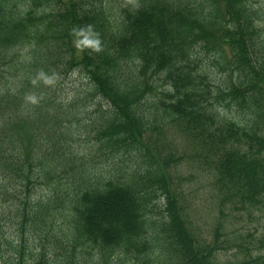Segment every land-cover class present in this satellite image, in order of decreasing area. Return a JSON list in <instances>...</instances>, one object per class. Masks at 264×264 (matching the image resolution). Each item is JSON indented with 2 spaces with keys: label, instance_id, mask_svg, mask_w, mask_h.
<instances>
[{
  "label": "trees",
  "instance_id": "16d2710c",
  "mask_svg": "<svg viewBox=\"0 0 264 264\" xmlns=\"http://www.w3.org/2000/svg\"><path fill=\"white\" fill-rule=\"evenodd\" d=\"M226 209L264 210V0H0V264H264Z\"/></svg>",
  "mask_w": 264,
  "mask_h": 264
},
{
  "label": "rangeland",
  "instance_id": "374dc122",
  "mask_svg": "<svg viewBox=\"0 0 264 264\" xmlns=\"http://www.w3.org/2000/svg\"><path fill=\"white\" fill-rule=\"evenodd\" d=\"M219 81L222 80V76L218 75ZM68 81H70V87L78 85L82 81L80 75L72 76ZM70 87H68L70 89ZM222 113L227 116H234L235 111L230 112L229 109L221 108ZM85 144H81V147H85ZM171 149L175 150L176 156H183V160L177 166H172L170 172L174 176H183L184 180H181L179 188L184 189L186 192L187 202L189 206V211L192 213L197 210V221L200 226L203 227L205 234L210 233L211 226H213L215 218L219 216V209L217 206V198L212 193V185L210 184L209 175L206 174L201 168L193 166L192 163V150L189 148L187 143H170ZM170 148H164L158 146L157 152L167 153ZM126 154L120 153L118 157H109L108 155H101L97 160L96 169L99 172L106 173L111 172L118 160H121ZM136 154L127 155L131 161H127L128 164H132L136 161ZM114 172V171H112ZM156 206L158 212L163 211L165 208V195L163 191H160L156 200L153 202ZM226 211V217L223 219L225 224L230 230H240L244 233L250 232L252 234L250 243L253 250L251 251L253 255L262 254L264 255V210L252 209L249 211ZM5 224V236L14 237L17 234V227L11 221L7 220ZM262 243V244H261ZM6 248V246L4 247ZM245 253V252H244ZM243 254L239 255L242 257ZM234 251H224L220 254L222 260L233 259Z\"/></svg>",
  "mask_w": 264,
  "mask_h": 264
}]
</instances>
